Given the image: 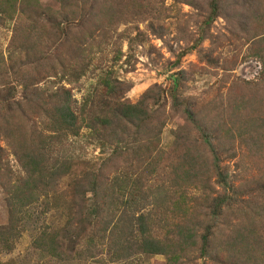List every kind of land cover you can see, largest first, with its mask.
Returning <instances> with one entry per match:
<instances>
[{
	"label": "trees",
	"instance_id": "16d2710c",
	"mask_svg": "<svg viewBox=\"0 0 264 264\" xmlns=\"http://www.w3.org/2000/svg\"><path fill=\"white\" fill-rule=\"evenodd\" d=\"M171 1L197 7V0ZM223 1L207 0L208 16L201 27L204 33L221 15ZM159 2L0 0V25L13 24L12 46L29 57L35 72L22 76L18 85L21 98L13 86L0 94V189L7 213L6 223L0 225V255L13 250L23 223H38L50 212L47 200L57 194L70 172L65 144L86 130L100 144L111 146L128 172L112 179L96 173L71 179L68 206L75 216L82 217L85 196H92V235L82 228L85 220L73 217L62 227L43 224L34 229L37 249L60 260L68 258L66 249L76 252L74 256L80 260L95 247V236L108 242L110 256L116 261L160 255L167 264H256L243 258L264 246L255 231V218L250 219L252 214L259 218L264 213V204L257 206L253 200L264 196V87L238 98L226 93L209 100L203 109L185 96L186 78L176 73L168 78L167 90L150 88L131 104L125 98L130 85L114 70L121 51H115L110 67L102 65L104 60L92 51L97 37L119 44L127 40L131 49L133 40L127 28L149 21L152 29L151 19L156 21L162 15ZM239 3L253 7V0H232V5ZM48 27L55 36L47 33ZM120 27L125 28L121 33ZM74 31L76 39L68 43ZM58 36L66 41L53 47L56 40L52 37ZM139 37L133 38L137 41ZM201 43L199 37L192 47L182 50L175 64ZM247 44L262 66L263 77L264 32ZM45 70H49L45 78L58 81L50 92L41 90L40 83L34 85L44 79L39 71ZM88 74L97 79L78 101L71 85ZM167 104L182 120L171 131V146L164 151L160 145L168 120ZM225 159H236L241 168H245L246 159L259 178L246 185L229 182ZM133 166L144 174L142 178H132ZM158 207L162 215L156 218ZM118 209L122 212L115 220L112 212ZM82 240L84 253L76 249Z\"/></svg>",
	"mask_w": 264,
	"mask_h": 264
},
{
	"label": "rangeland",
	"instance_id": "374dc122",
	"mask_svg": "<svg viewBox=\"0 0 264 264\" xmlns=\"http://www.w3.org/2000/svg\"><path fill=\"white\" fill-rule=\"evenodd\" d=\"M40 1L46 2V0ZM207 4V0H197L195 2L197 7L192 8L188 3L160 0L157 8H161L162 15L156 21L151 19L152 29L149 27V21L132 23L127 28L133 40L131 49L127 40L119 44L117 41L109 42L106 38H96L92 51L95 52L96 58L104 60L102 65H106L105 67H110L115 51H121L122 56L114 70L117 77L130 85V89L125 93L127 102L136 103L150 88L162 87L167 90L170 85L168 78L176 73H182L186 78L185 96L191 97V100H195L203 109L209 100L225 96L226 93L238 98L241 94L246 95L249 91H256L258 86L264 87V80L261 81L264 75L262 77L260 73L262 66L247 44L248 40L259 38L264 32V0H253L252 8H249L247 3H239L237 6L232 5V0H224L221 15L204 33L201 27L208 16ZM252 15L259 16L253 18ZM12 27L13 24L10 23L0 25V94L5 88L13 86L17 98H21L22 89L18 85L22 84V76L29 77L35 72L29 63L31 62L29 57L12 46ZM124 30V27H120L118 32ZM47 33L55 36L50 27L47 28ZM137 34L140 37L135 41L133 37ZM76 36L74 31L67 42L75 41ZM199 37H202L200 46L187 53L176 65L178 54L192 47ZM52 38L56 40L53 47L60 46L66 41L62 36ZM39 74L44 79L34 82V85L40 83L37 86L40 85L41 90L53 91L58 81L45 78L49 75V70L39 71ZM96 79L88 74L77 85H71L74 98L80 101ZM62 84L66 88L70 87L64 82ZM165 112L168 114V120L162 131L160 147L167 151L172 143L171 131L180 124L182 118L179 114L170 112L169 104L165 106ZM41 125L40 121L39 127ZM65 154L70 159L69 176L61 182L57 194L47 200L51 206L50 212L41 217L38 223H23L13 250L0 255V264H167L165 257L160 255H138L126 261H116L110 256L108 242L95 236V247L90 249L91 253L81 256L80 260L74 256L76 252L69 253L65 249L64 256L68 258L60 260L33 245L37 235L35 228L43 224L53 228L62 227L72 217L75 221L85 220L81 224L82 228L86 231V235H92L95 224V217L91 214L92 196L89 193L85 196L86 202L81 209L82 217L75 216L71 206H68L72 197L67 186L71 179L86 173L106 175L112 179L114 175L128 172L123 159L112 153V147L100 144L86 130H82L78 138L68 139L65 144ZM127 158L129 160L132 157L127 156ZM227 160L223 161V166L229 182L246 185L259 178L250 162L249 165L247 164L246 159L243 160L245 168L238 166L236 159ZM11 161L14 165V160ZM248 167L250 168L247 169ZM135 169L137 167L133 166L130 171L132 178H142L144 174ZM160 174L163 172L161 171ZM152 184L155 182L151 181ZM253 200L257 206L264 204V196H255ZM160 209V207L156 209V218L162 215ZM40 210L41 206L37 207L34 213L37 214ZM121 212L119 209L112 212L115 220ZM252 218H255V231L262 238L259 240L264 241V223H262L264 213L259 218L252 214L250 219ZM6 221L7 213L0 189V225L5 224ZM85 248L83 240L80 245H76V249L83 253ZM224 255L223 252L220 262H223ZM245 258H250L248 260L250 263L264 264V246H257L250 254H245L243 260L246 262ZM182 264L188 263L183 261ZM206 264L222 263L207 261Z\"/></svg>",
	"mask_w": 264,
	"mask_h": 264
}]
</instances>
